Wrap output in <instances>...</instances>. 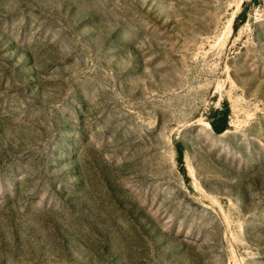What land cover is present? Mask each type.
<instances>
[{
	"label": "rangeland",
	"instance_id": "rangeland-1",
	"mask_svg": "<svg viewBox=\"0 0 264 264\" xmlns=\"http://www.w3.org/2000/svg\"><path fill=\"white\" fill-rule=\"evenodd\" d=\"M0 264H264V0H0Z\"/></svg>",
	"mask_w": 264,
	"mask_h": 264
},
{
	"label": "trees",
	"instance_id": "trees-1",
	"mask_svg": "<svg viewBox=\"0 0 264 264\" xmlns=\"http://www.w3.org/2000/svg\"><path fill=\"white\" fill-rule=\"evenodd\" d=\"M210 125H211L212 129H213L215 132H217V133L223 131V129H224V128L221 127L219 124H217L215 121H210ZM180 154H181V153H180Z\"/></svg>",
	"mask_w": 264,
	"mask_h": 264
}]
</instances>
